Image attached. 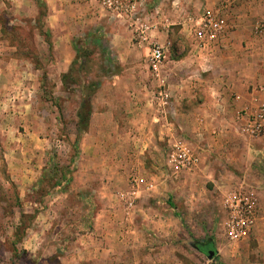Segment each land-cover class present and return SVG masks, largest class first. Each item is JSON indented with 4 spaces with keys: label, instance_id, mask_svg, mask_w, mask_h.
<instances>
[{
    "label": "rangeland",
    "instance_id": "rangeland-1",
    "mask_svg": "<svg viewBox=\"0 0 264 264\" xmlns=\"http://www.w3.org/2000/svg\"><path fill=\"white\" fill-rule=\"evenodd\" d=\"M149 1L153 17L145 0L120 17L98 0H0V264H264V142L239 129V114L264 103V0L226 8L227 0ZM88 7L132 30L139 73L106 50ZM208 12L227 28L202 47ZM142 24L147 40L138 44ZM156 46L165 58L154 69ZM238 73L249 79L250 97L237 96L239 108L227 112L203 78L220 85ZM117 75L122 82L103 85ZM196 82L202 90L191 96ZM99 112L116 123L105 126ZM165 121L177 128L172 135L160 134ZM177 142L199 154L196 169L169 164ZM251 190L254 226L231 241L224 202ZM90 231L111 240L110 253L93 261L81 252Z\"/></svg>",
    "mask_w": 264,
    "mask_h": 264
},
{
    "label": "built area",
    "instance_id": "built-area-1",
    "mask_svg": "<svg viewBox=\"0 0 264 264\" xmlns=\"http://www.w3.org/2000/svg\"><path fill=\"white\" fill-rule=\"evenodd\" d=\"M107 9L117 16H131L138 10L139 0H98ZM234 3V0H227L224 7H228ZM204 28L198 31V35L202 40L201 46L205 47V38L207 40H216L218 35L227 28L226 18L208 12L203 18ZM136 41L138 44L147 40L146 32L148 25L142 24L137 27ZM210 45V44H209ZM164 49L156 46L153 49L151 62L154 69L164 61ZM160 97H168L164 92H160ZM240 132L247 137L254 138L264 142V103H259L255 108H245L239 114ZM169 164L180 171H192L199 166L200 156L189 145L183 142L174 144L169 153ZM139 177L133 178L135 184H139ZM258 197L255 191L247 193L238 192L231 194L224 202L226 218L223 226L226 236L231 241H241L252 230L256 214L258 212ZM133 201L130 202V206Z\"/></svg>",
    "mask_w": 264,
    "mask_h": 264
},
{
    "label": "crops",
    "instance_id": "crops-1",
    "mask_svg": "<svg viewBox=\"0 0 264 264\" xmlns=\"http://www.w3.org/2000/svg\"><path fill=\"white\" fill-rule=\"evenodd\" d=\"M51 1L57 2V0H51ZM63 1L66 2V4L67 3L73 4L72 1H74V0H63ZM153 4H155V2H153ZM143 5H144V9L147 12H149L151 17H153L154 13L152 12V10H150L151 1L148 2V0H145V4L143 3ZM58 6H59L60 10H65L66 9V6H64V9H62V7H60V5H58ZM50 11H52V10H50ZM84 11L86 12V15L88 16V18L89 19H94V23H96L97 27H99V32H97V33L99 35H101V39H102V41L105 44L106 50H111L112 49V50H114V52L117 51L118 58L121 59V61L125 59V61H123L124 62L123 66L126 67L130 63V65H131L130 68H133V72L134 73H139L137 71V69L142 65V63L140 61H138V59H137L138 58L137 57V55H138V53H137L138 52V50H137L138 46H137V44L133 43L132 30L129 29L128 26L126 27L127 28L126 29V28H124L121 25V23L124 22L123 20H119V19L116 20L117 18H115L113 16L112 17H106V14L102 10L99 11L97 8L96 9L95 8H91L90 9L88 7V8H84ZM104 14H105V16H104ZM109 21H112V22H109ZM160 29L163 30L164 28H162V26H160ZM163 33H164V31H163ZM230 47L231 46L226 47L225 50L232 49ZM129 54H132V56H133L130 61H128L127 56H126V55H129ZM209 59L212 60L211 58L208 57L207 60H209ZM198 61H199V59H198ZM258 65H259V63H258ZM132 77L135 79L136 84L133 85V83H132L131 86H137L138 87V85H139L138 90L140 91L139 88H141L140 87L141 86V82L138 80L139 79L138 78V74H134V76H132ZM209 77H210V75H206V77L203 78V81H205V85H202L203 89H205L211 95V97H215L214 98L215 102H220L218 104H220V106H222V110L225 109L227 112H230V111L233 112L236 108H239V105L242 102L244 103L245 99H248L250 97V90H249V88H247L248 85H249V79L248 78H244L240 73L234 75L233 78L230 77V79L229 78L226 79V77H224L226 79V81H222L220 83V85H218L217 80L210 79ZM122 78H124V75H117V76L114 77V80L113 79L112 80L108 79L105 82H103V85H107V84L110 83V85H112V87H115V84H117L119 82H122ZM262 79H264V73H262ZM142 82H143V80H142ZM224 82H225V84H224ZM187 83L188 82L184 83V81H183L182 85H180V86L183 87V85L185 86V84H187ZM198 85H201V84L196 82L195 83V87L191 88L190 92H188L191 96L192 95L198 96L200 94L202 88H198ZM124 88H126V87H124ZM164 93L168 95V97L164 96L162 98V101H164L166 103L169 100L168 98H169L170 92L166 91ZM184 93H186V92L182 91V94H177V96L181 97V96H183ZM237 96H241L242 102L241 101H237L238 100ZM225 101H227V104H229V105L225 104L224 103ZM202 106H203V104L201 106L197 107V109H201L202 110V109L206 108L205 105H204L203 108H201ZM169 109L170 108H168V109L164 108L163 113L165 114V116H168L169 113H171L169 111ZM207 112H208L207 115L209 116L210 120H215L216 118L218 119V116L215 117L216 116L215 111L210 110V109L207 108ZM98 115L100 116L101 119L104 120L105 126L107 125L108 122H112L113 124L116 123L113 120V114L112 113L108 114L107 112H99ZM108 116H111L110 117L111 119ZM164 118H167V117H164ZM203 122H204V120H203ZM162 126L163 127L160 128V130H159L161 135H162V133H164L166 135H170V134L172 135V133L173 132L175 133V131L177 130V128H174V125L172 123H168L166 121L163 123ZM223 127L224 128L228 127V125L223 126ZM150 130H151V128H149V131ZM215 131L216 130L214 129V132ZM135 139L137 141L138 138L135 137L133 140H135ZM136 141H134V143ZM99 234H101V233H99V232L97 233L96 231H90L89 234H88L89 236L87 238L84 237L85 241L82 242L84 247L82 248L83 251H81V252L90 253V257H87L85 254L82 255V257H85L87 259V261H91V260L93 261L94 259H99V257L101 255H106V254L110 253L111 249L108 248L109 245H106L107 242L111 241L110 238H108V236H106L104 234L99 236ZM89 247H92V249L88 250L87 248H89ZM73 259H76V257L73 256ZM103 262H105V261H103ZM103 262H102V264H103ZM89 264H97V262L96 263L89 262Z\"/></svg>",
    "mask_w": 264,
    "mask_h": 264
},
{
    "label": "water",
    "instance_id": "water-1",
    "mask_svg": "<svg viewBox=\"0 0 264 264\" xmlns=\"http://www.w3.org/2000/svg\"><path fill=\"white\" fill-rule=\"evenodd\" d=\"M202 249L205 252V249L204 248H202ZM205 253L207 254V256H208L209 259H213L215 257V255L217 254V251L214 248H210Z\"/></svg>",
    "mask_w": 264,
    "mask_h": 264
},
{
    "label": "trees",
    "instance_id": "trees-1",
    "mask_svg": "<svg viewBox=\"0 0 264 264\" xmlns=\"http://www.w3.org/2000/svg\"><path fill=\"white\" fill-rule=\"evenodd\" d=\"M90 114H91V112L90 111H88V115L86 116V117H89L90 116ZM87 119V118H86ZM208 247H214V246H212V244H208Z\"/></svg>",
    "mask_w": 264,
    "mask_h": 264
},
{
    "label": "flooded vegetation",
    "instance_id": "flooded-vegetation-1",
    "mask_svg": "<svg viewBox=\"0 0 264 264\" xmlns=\"http://www.w3.org/2000/svg\"><path fill=\"white\" fill-rule=\"evenodd\" d=\"M204 247H207V248H209L208 246H204ZM210 249V248H209Z\"/></svg>",
    "mask_w": 264,
    "mask_h": 264
}]
</instances>
